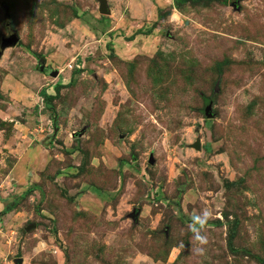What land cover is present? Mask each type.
<instances>
[{
    "label": "rangeland",
    "instance_id": "obj_1",
    "mask_svg": "<svg viewBox=\"0 0 264 264\" xmlns=\"http://www.w3.org/2000/svg\"><path fill=\"white\" fill-rule=\"evenodd\" d=\"M105 1L0 0V264H264V0Z\"/></svg>",
    "mask_w": 264,
    "mask_h": 264
},
{
    "label": "clouds",
    "instance_id": "obj_2",
    "mask_svg": "<svg viewBox=\"0 0 264 264\" xmlns=\"http://www.w3.org/2000/svg\"><path fill=\"white\" fill-rule=\"evenodd\" d=\"M213 211L205 208L199 214L193 213L190 218L189 228L193 234V239L197 242L195 253L200 256H204L207 251V245L209 244V236L207 234V228L209 221L213 218ZM180 247H183L181 244Z\"/></svg>",
    "mask_w": 264,
    "mask_h": 264
},
{
    "label": "water",
    "instance_id": "obj_3",
    "mask_svg": "<svg viewBox=\"0 0 264 264\" xmlns=\"http://www.w3.org/2000/svg\"><path fill=\"white\" fill-rule=\"evenodd\" d=\"M98 1H99V7H98L99 12L101 14H104V15L105 14H109L110 11H109V8L107 6L106 1L105 0H98ZM16 33L17 32L15 30H13L9 34V36L2 37L0 39V50H2L6 45H14L19 40V37H18V35ZM57 73H58L57 70H52L50 74L53 75V76H56ZM205 113H206V115L208 117H211V102L210 101L207 102ZM196 147H199V144L198 143H196ZM136 214H137V210H135L131 214V216L133 218H135L136 217ZM21 262H22V259L21 258H18L17 259V264H21Z\"/></svg>",
    "mask_w": 264,
    "mask_h": 264
},
{
    "label": "crops",
    "instance_id": "obj_4",
    "mask_svg": "<svg viewBox=\"0 0 264 264\" xmlns=\"http://www.w3.org/2000/svg\"><path fill=\"white\" fill-rule=\"evenodd\" d=\"M146 41V40H145ZM132 43H131V46H133L135 43H133V42H140V40L138 41V40H136V41H131ZM29 160V159H28ZM31 162H32V164H36L37 162H39V164H40V160H39V158L38 157H36L35 159H31Z\"/></svg>",
    "mask_w": 264,
    "mask_h": 264
},
{
    "label": "trees",
    "instance_id": "obj_5",
    "mask_svg": "<svg viewBox=\"0 0 264 264\" xmlns=\"http://www.w3.org/2000/svg\"><path fill=\"white\" fill-rule=\"evenodd\" d=\"M50 96H47V95H45V101H46V103H48V98H49Z\"/></svg>",
    "mask_w": 264,
    "mask_h": 264
}]
</instances>
